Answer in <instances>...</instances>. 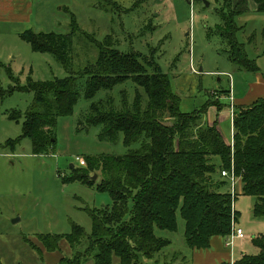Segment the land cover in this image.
I'll list each match as a JSON object with an SVG mask.
<instances>
[{"label": "rangeland", "instance_id": "obj_1", "mask_svg": "<svg viewBox=\"0 0 264 264\" xmlns=\"http://www.w3.org/2000/svg\"><path fill=\"white\" fill-rule=\"evenodd\" d=\"M187 1L112 0L115 6L110 7L101 5L99 0H28L26 17L0 23V258L3 264H55V254L38 258L24 239L36 243L38 235H68L72 225L90 234L88 210L111 206L110 197L96 189L101 174L93 171L90 175V179L96 177L92 187L78 181H64L81 168L76 159L86 162L90 158L123 156L128 152L121 134L114 143L101 141L98 137L101 127L86 124L90 106L110 98L118 107L122 96L129 103L135 91L143 95L144 102L146 97L130 80L109 92H98L92 100L81 94L72 114L56 121L54 150L49 155L33 156L30 141L20 136L24 115L33 105L34 95L9 92L15 87H26L29 81L62 80L69 73L53 55L34 52L21 39L25 32L62 36L70 34L75 25L77 31L70 34L67 53L73 73L95 63L96 43L110 42L122 54L135 53L152 60L168 77L172 92L179 98V110L185 114L201 112L208 102H214L213 95L224 93L221 100L229 105L228 119L219 123L218 129L230 143L234 99H242L258 80L264 83V14L256 13L252 0H247L248 11L235 18L237 27L241 28L237 40L244 45L247 59L254 61L259 70L251 73L229 61L227 45L213 34L220 24L216 11L222 8V0H191V4ZM84 82V79L77 82L80 93ZM12 111L21 114L18 123L8 120ZM209 120L210 116L204 114L203 121ZM9 140L18 142L12 147L7 143ZM130 149H138V145ZM235 189L234 227L241 229L247 238L234 242L233 260L237 263L241 249L248 255L257 254L250 239L264 236V218L253 216L256 199L242 195L240 183ZM13 220L17 222L12 223ZM176 220L175 233L155 230L157 237L171 242L155 259L163 262L175 256L182 264H190L191 250L184 242V222L178 213ZM60 251L62 257L71 258L84 253V245L73 251L62 243ZM81 264L94 263L92 258H87Z\"/></svg>", "mask_w": 264, "mask_h": 264}, {"label": "trees", "instance_id": "obj_2", "mask_svg": "<svg viewBox=\"0 0 264 264\" xmlns=\"http://www.w3.org/2000/svg\"><path fill=\"white\" fill-rule=\"evenodd\" d=\"M99 1L104 6H115L112 0ZM252 2L255 12L264 14V0ZM221 4L222 8L216 11L220 24L213 34L227 45L230 62L240 70L258 73L254 61L247 59L244 45L237 40L241 28L235 18L248 11L247 0H222ZM73 26L70 34L77 31ZM70 34L27 31L21 35L34 52L53 55L69 73L62 80L29 81L26 87H15L9 92L34 95L20 136L30 141L33 156L49 155L54 150L56 121L72 114L81 94L92 100L98 92H109L130 80L146 97L144 102L143 95L135 91L131 102L122 96L118 107L110 98L90 106L86 124L101 127V141L114 143L121 134L128 152L123 156L87 159L86 165L73 171L64 182L78 181L92 187L89 177L99 171L101 178L96 189L110 197L111 206L88 210L89 235L72 225L68 235H38L36 243L24 239L38 258L44 253L59 254L64 243L73 251L84 245V253L71 258L59 254L55 264H81L87 258H92L94 264H182L175 256L163 262L155 259L171 244L157 237L155 230L175 233L178 213L184 222V242L189 250H206L212 238L225 239L236 213L230 183L221 176L222 171L233 172L242 195L256 199L253 216L264 218V98L248 105L233 103L232 140L226 143L216 122L208 125L203 121L208 108L215 107L220 112L229 107L220 102L224 93L213 95L214 102H208L201 112L182 113L168 77L152 60L135 53L122 54L110 42H95V63L73 73L67 56ZM82 79L85 82L80 93L77 82ZM21 118L17 111L8 114L12 122L18 123ZM17 142L7 141L12 147ZM135 144L138 149L131 150ZM251 244L257 254L244 255L236 264H264V236L252 238Z\"/></svg>", "mask_w": 264, "mask_h": 264}, {"label": "crops", "instance_id": "obj_3", "mask_svg": "<svg viewBox=\"0 0 264 264\" xmlns=\"http://www.w3.org/2000/svg\"><path fill=\"white\" fill-rule=\"evenodd\" d=\"M28 0H0V23L11 22L15 18L26 17L28 13ZM24 14V15H23ZM23 15V16H22ZM258 98H264V83L258 80V83L250 89V91L242 99H234V104L236 105H247L254 102ZM220 102L223 101V99ZM227 100V99H226ZM225 103V102H224ZM228 106L223 108L220 112H217L215 107H210L207 109L206 116H210L208 125H212L214 122L224 123L228 119ZM231 128H232V124ZM232 134V129H231ZM226 143H228L226 141ZM231 143V141H230ZM239 184L237 180V185ZM247 239V238H246ZM252 240V238L250 239ZM237 241V240H236ZM242 242L241 240H239ZM244 241V240H243ZM55 254L56 262L61 257L58 253H44V259L46 256H52ZM239 259L248 255L242 249L238 252ZM236 252L233 248L230 249L225 244V239L223 238H212L210 241V247L206 250H192L189 254L190 264H230L234 262ZM236 264V262H235Z\"/></svg>", "mask_w": 264, "mask_h": 264}, {"label": "built area", "instance_id": "obj_4", "mask_svg": "<svg viewBox=\"0 0 264 264\" xmlns=\"http://www.w3.org/2000/svg\"><path fill=\"white\" fill-rule=\"evenodd\" d=\"M231 119H232V110H231ZM76 162H77L79 167H84L85 166V161L84 160L76 159ZM221 176L223 178H226V179L229 180V183H230V194H231V198H232V201H233V199L235 197V194H236L235 187H236V184H237V180L235 179V177L233 175V172L227 173L225 171H222L221 172ZM245 239H246V237L243 234V232L241 231V229H235L234 222H233L230 234L225 238L226 246L229 247L230 249H232L233 246H234V242L236 240L243 241ZM230 264H235V262H230Z\"/></svg>", "mask_w": 264, "mask_h": 264}, {"label": "water", "instance_id": "obj_5", "mask_svg": "<svg viewBox=\"0 0 264 264\" xmlns=\"http://www.w3.org/2000/svg\"><path fill=\"white\" fill-rule=\"evenodd\" d=\"M187 3L191 4V0H188ZM200 72H201V70H200ZM95 179H96V177H93V179H91V180L94 181ZM15 222H17V220L12 221V223H15Z\"/></svg>", "mask_w": 264, "mask_h": 264}]
</instances>
